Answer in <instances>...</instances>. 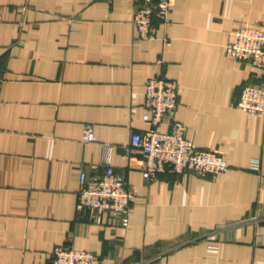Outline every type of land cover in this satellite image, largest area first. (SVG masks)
<instances>
[{"label":"crops","instance_id":"1","mask_svg":"<svg viewBox=\"0 0 264 264\" xmlns=\"http://www.w3.org/2000/svg\"><path fill=\"white\" fill-rule=\"evenodd\" d=\"M132 0H0V264H48L55 247L100 264H264V115L235 106L264 72L228 59L230 33L264 26V0H173L166 25L137 38ZM178 85L171 120L226 173L141 177L126 157L144 84ZM90 128L95 140L84 139ZM106 161L135 192L126 226L80 206V173Z\"/></svg>","mask_w":264,"mask_h":264},{"label":"built area","instance_id":"2","mask_svg":"<svg viewBox=\"0 0 264 264\" xmlns=\"http://www.w3.org/2000/svg\"><path fill=\"white\" fill-rule=\"evenodd\" d=\"M132 24L137 38L150 41L155 36V24L166 25L173 0H132ZM228 59L244 63L254 70L264 72V26L260 23H243L231 33L225 44ZM143 122L148 126L144 134H133L129 146H121L126 157L138 153L141 156V177L152 181L162 173L201 176L226 173L230 164L218 149H199L186 138V127L171 120L169 128L162 130L165 117H171L178 104V85L164 73L147 79L145 84ZM238 110L245 114L264 115V81L246 85L235 101ZM84 139L95 140L90 128ZM106 163V170L99 178H88L80 173L77 199L87 210L106 214L126 226L130 204L135 200L134 190L119 178ZM48 264H100L96 254L70 247H55Z\"/></svg>","mask_w":264,"mask_h":264}]
</instances>
